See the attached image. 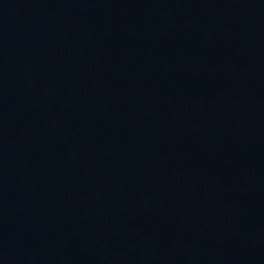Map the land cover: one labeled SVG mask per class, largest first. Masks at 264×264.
I'll return each instance as SVG.
<instances>
[{
  "label": "water",
  "instance_id": "1",
  "mask_svg": "<svg viewBox=\"0 0 264 264\" xmlns=\"http://www.w3.org/2000/svg\"><path fill=\"white\" fill-rule=\"evenodd\" d=\"M0 264H264V0H0Z\"/></svg>",
  "mask_w": 264,
  "mask_h": 264
}]
</instances>
